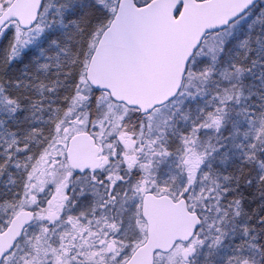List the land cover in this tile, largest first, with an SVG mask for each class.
Returning a JSON list of instances; mask_svg holds the SVG:
<instances>
[{
    "label": "snow or ice",
    "instance_id": "obj_1",
    "mask_svg": "<svg viewBox=\"0 0 264 264\" xmlns=\"http://www.w3.org/2000/svg\"><path fill=\"white\" fill-rule=\"evenodd\" d=\"M0 264H264V0H0Z\"/></svg>",
    "mask_w": 264,
    "mask_h": 264
}]
</instances>
